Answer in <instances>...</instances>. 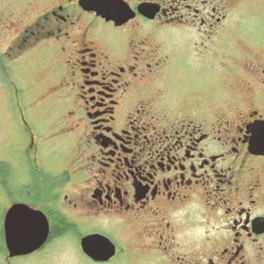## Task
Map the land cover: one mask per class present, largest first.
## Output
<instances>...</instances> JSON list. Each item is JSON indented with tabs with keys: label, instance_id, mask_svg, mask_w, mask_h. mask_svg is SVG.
<instances>
[{
	"label": "flooded vegetation",
	"instance_id": "obj_1",
	"mask_svg": "<svg viewBox=\"0 0 264 264\" xmlns=\"http://www.w3.org/2000/svg\"><path fill=\"white\" fill-rule=\"evenodd\" d=\"M110 1L108 19L126 22L98 15V0H0V41L9 39L0 42V83L42 72L44 60L43 96L69 108L44 120L70 149L55 209L77 243L92 234L114 243L101 264H264V5L234 12L236 0ZM172 29L188 31L186 56L176 45L174 57L163 55L158 37ZM181 59L206 71L218 103L182 85ZM32 86L12 94L22 129L14 148L42 177L44 133L25 105ZM2 163L10 162L0 159L9 193ZM124 225L150 238L144 250L154 242L158 259L122 244ZM178 237L183 253H170Z\"/></svg>",
	"mask_w": 264,
	"mask_h": 264
},
{
	"label": "rangeland",
	"instance_id": "obj_2",
	"mask_svg": "<svg viewBox=\"0 0 264 264\" xmlns=\"http://www.w3.org/2000/svg\"><path fill=\"white\" fill-rule=\"evenodd\" d=\"M262 1L264 2V0H236L235 2H238L239 6L233 10L234 12H237L241 9V7L245 5H253L256 7L255 11L261 12L260 10L264 5ZM254 28L256 29L255 32L257 31L256 34H259L258 29H261L260 25H256ZM183 32H185V36ZM187 32V30L163 31L162 39L158 34V39L161 42V45H163V55L168 56L169 58L171 56L174 57L175 53L178 55L181 54L183 56H186V53L185 51H182L181 46L188 44V42L183 43V36L185 37V40L186 37H189V33ZM148 39L153 42L154 40L156 41V38H153L152 36H149ZM190 40H193V42L196 41V35L194 31H191L190 33ZM237 41L244 40L238 38ZM0 42L4 46L9 45V39L8 41H6L5 39L1 40ZM170 45L172 47L176 45L175 47L177 48V50H175V53H172ZM249 45L247 44V47L253 49L250 47L251 45ZM155 47L158 46L156 45ZM44 65H47V63L44 62V60H41L39 66L43 71L46 69V66ZM174 65L176 67V70L178 71V74L182 76V85L187 86L186 89H188V87H193L199 93L205 94L206 101L210 102L211 104L218 103L219 97L215 99L214 94H210L208 96V90L214 88V84L211 82L212 79L208 76L206 71H204L203 69L201 70V67H198L196 63H187L185 59H181ZM207 70L208 72L213 73L211 70ZM42 72H38L34 76L29 75L26 80L19 79V84H15V82L9 84L0 83V159L6 158L8 162H10L2 163L1 165L2 167L5 166L9 169L8 173L5 174L7 175L5 176V180L9 187V193H7V191L2 189V187L0 186V233L3 227V217L7 209L13 203L20 202L35 206L36 208L44 211L50 218L53 213H59L54 206V193L57 190V186L54 183L59 182L65 177L64 173L67 168L66 159L68 157L67 152H69L70 149L64 143V138H59V134H54V131H52V124L48 123V121L44 122V120H49L48 117H45V113L54 111L60 113L62 117H68L69 115L67 114L69 108L63 102H51L50 98H48L47 96H43L46 95L47 89L49 87V82H46L42 78ZM190 78H193V83ZM39 83H42L44 85L43 87H40L44 89L43 92H41L36 87ZM25 85H34L32 86L33 89L31 87L30 90L33 97H31V95L29 94H26L29 100H27L25 105L27 106V111L32 115H34L38 111L37 115L39 117L38 120L40 123V128L44 133L42 139H44L46 142H42L40 146V152L42 156V158L40 159L45 160V170L47 173V175H44L42 177L38 175L37 169L35 168L33 162L31 160H27V158H22L21 156L23 155V153L20 152V149L14 148L16 140H19L18 137L22 134V129L21 121L19 119L20 117L17 115V108L19 107L18 101L17 98L12 99V94L16 95V93L24 88ZM180 92H182V95L186 94L185 90L182 87H180ZM190 93L191 90H188L189 95ZM215 93H217L216 90ZM222 94H224V98L227 97V91H224ZM46 103H48V105H46ZM41 112L44 113H42V115H39ZM63 125L62 128L67 126V124L64 126ZM53 136L56 138H54ZM104 227L105 230L110 229V227L108 226ZM119 229L121 232L120 235L125 238V240L123 239L122 244H124L128 249L133 250L134 252L144 253L145 256H153L154 258L158 259L156 252L154 251L156 246L154 242L151 251L144 250V248L147 247V242L150 241V238L148 239L143 234L138 236L136 231L128 225L121 226L119 227ZM204 229L206 230V227H204ZM69 233L63 234L60 237L53 238L50 243L46 247H44L43 250H41L40 253L33 254L28 257H20L11 260L7 256V251H5V253H0V264H97L90 261L83 255L79 241L77 243V240L75 239L72 231L70 234ZM181 243L182 242L178 237V240L173 244L174 247L170 251V253H183L178 248ZM204 243H206V241H204ZM1 247L2 243L0 240V250ZM210 247L211 248L209 250L213 248V244H211ZM120 263L121 261L116 260L115 262L110 264ZM126 264L140 263L130 261Z\"/></svg>",
	"mask_w": 264,
	"mask_h": 264
},
{
	"label": "water",
	"instance_id": "obj_3",
	"mask_svg": "<svg viewBox=\"0 0 264 264\" xmlns=\"http://www.w3.org/2000/svg\"><path fill=\"white\" fill-rule=\"evenodd\" d=\"M110 2L98 0L99 6L96 7L95 4L93 10L106 18L108 9L104 6ZM128 18L130 17L125 21ZM111 19L117 20L113 17ZM4 231L8 257H23L37 252L46 245L49 241L50 224L42 211L25 204H15L6 213ZM82 249L95 262L108 261L116 254L115 245L108 238L98 234L85 237L82 240Z\"/></svg>",
	"mask_w": 264,
	"mask_h": 264
},
{
	"label": "trees",
	"instance_id": "obj_4",
	"mask_svg": "<svg viewBox=\"0 0 264 264\" xmlns=\"http://www.w3.org/2000/svg\"><path fill=\"white\" fill-rule=\"evenodd\" d=\"M51 220H52V224H51V229H50V235H49V242L56 237H60L63 234H67V233H71V231L73 232L75 230L74 225L69 222L65 217H63L62 215H60L59 213H53L51 215ZM69 233V234H70ZM0 240L2 243V247L0 250V253H5L6 248L4 245V233H3V227L0 233Z\"/></svg>",
	"mask_w": 264,
	"mask_h": 264
}]
</instances>
